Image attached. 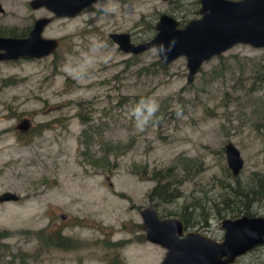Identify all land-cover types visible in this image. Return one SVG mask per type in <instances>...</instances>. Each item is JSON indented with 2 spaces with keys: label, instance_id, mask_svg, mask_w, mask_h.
Instances as JSON below:
<instances>
[{
  "label": "rangeland",
  "instance_id": "obj_1",
  "mask_svg": "<svg viewBox=\"0 0 264 264\" xmlns=\"http://www.w3.org/2000/svg\"><path fill=\"white\" fill-rule=\"evenodd\" d=\"M195 1L97 0L55 18L30 0H0V34H27L47 16L42 36L60 40L44 58L0 61V194L20 197L0 203V264H160L166 249L141 229L150 203L218 241L221 221L240 217L228 214L230 187H255L264 174V47L235 44L188 84L185 57L162 68L152 49L124 53L109 38L147 41L163 13L183 27L200 17ZM141 101L159 106L143 130L133 115ZM24 118L26 132L16 129ZM228 142L244 160L237 177ZM169 167L179 197L162 203L153 174ZM250 210L264 216V200ZM234 264H264V244Z\"/></svg>",
  "mask_w": 264,
  "mask_h": 264
},
{
  "label": "water",
  "instance_id": "obj_2",
  "mask_svg": "<svg viewBox=\"0 0 264 264\" xmlns=\"http://www.w3.org/2000/svg\"><path fill=\"white\" fill-rule=\"evenodd\" d=\"M96 0H30L32 9L46 8L53 17L72 18ZM168 2L170 0H162ZM200 17L179 27V21L163 13L154 25L155 33L147 41L134 43L129 33H110L109 38L120 51L138 55L170 41H175L167 59L159 60L167 66L178 57L186 58L187 83L194 80L202 64L225 52L235 44L264 47V0H199ZM4 8L0 3V13ZM52 17L35 20L27 37L0 36V61L39 59L52 54L59 45L57 38H45L42 31ZM30 123L24 118L17 128L28 131ZM227 167L237 177L244 166L240 150L228 142L224 146ZM19 195L5 191L0 203L16 202ZM141 229L151 243L166 249L160 264H234L236 259L264 244V216L242 215L221 221L223 237L215 240L201 232L186 229L176 217H161L154 203L140 210ZM64 218V215L61 216Z\"/></svg>",
  "mask_w": 264,
  "mask_h": 264
},
{
  "label": "trees",
  "instance_id": "obj_3",
  "mask_svg": "<svg viewBox=\"0 0 264 264\" xmlns=\"http://www.w3.org/2000/svg\"><path fill=\"white\" fill-rule=\"evenodd\" d=\"M199 0H196L194 3V13H197V6L199 5ZM162 65V64H161ZM164 65H162V68ZM264 119V118H263ZM82 123L86 124L87 119L81 116ZM84 139H82V143L87 147L90 143L89 138L87 140V135H83ZM107 157L105 156V161H107ZM98 161H95V163ZM98 164V163H96ZM98 165L101 166L99 163ZM103 164L102 166H104ZM173 167H169L166 170H157L154 172L153 177L157 181V184L153 187L151 190V195L158 199L159 202H172L174 199L179 197L178 189L173 188V185L177 183L174 179V170H172ZM257 178L254 177L252 181H258V185L253 187V183L247 184L246 186H241L240 184H237L236 186H231L229 191L232 192L234 196L230 195L228 196V199L231 204L236 205L234 208L231 209L230 212H228L229 215L232 217L241 216V215H247V216H255L254 213L250 210V204H252L255 200L262 201L264 200V174L256 173ZM171 177V180H168V177ZM238 182V179H236V183ZM239 183V182H238ZM253 199V202H252ZM221 215V214H220ZM222 217V216H221ZM188 219L186 217H183V223L185 227L188 226ZM61 237V236H60ZM117 245V247H120L122 244H114ZM115 261H111L110 264H116Z\"/></svg>",
  "mask_w": 264,
  "mask_h": 264
},
{
  "label": "clouds",
  "instance_id": "obj_4",
  "mask_svg": "<svg viewBox=\"0 0 264 264\" xmlns=\"http://www.w3.org/2000/svg\"><path fill=\"white\" fill-rule=\"evenodd\" d=\"M175 41H170L169 45L166 47L163 44L154 45L152 51L161 56L162 60L167 59V53L171 51L172 46H174ZM158 104L155 102L141 101L140 104L134 109L133 115L136 117L137 126L143 130V128L148 124L149 120L154 117L155 113L158 111Z\"/></svg>",
  "mask_w": 264,
  "mask_h": 264
},
{
  "label": "flooded vegetation",
  "instance_id": "obj_5",
  "mask_svg": "<svg viewBox=\"0 0 264 264\" xmlns=\"http://www.w3.org/2000/svg\"><path fill=\"white\" fill-rule=\"evenodd\" d=\"M96 1H97V0H96ZM96 1H95V2H96ZM95 2H94V3H95ZM92 4H93V3H92ZM92 4H91V5H92ZM1 5H2V4H1ZM29 6H30V5H29ZM89 6H90V5H89ZM89 6H88V7H89ZM2 7H3V6H2ZM86 8H87V7H86ZM86 8H84V9H86ZM84 9H83V10H84ZM83 10H82V11H83ZM198 10H199V9H198ZM82 11H81V12H82ZM81 12H80V13H81ZM2 13H3V12H2ZM41 17H47V16H41ZM41 17H39V18H41ZM55 18H56V17H55ZM36 19H38V18H36ZM36 19H35V20H36ZM52 20H53V19H52ZM52 20H51V22H52ZM34 22H35V21H34ZM34 22H33V25H34ZM33 25H32V27H31V29L27 32V34L23 33V34H20V35H16L15 33L10 32V33H7L6 35H4V33H1L0 36L21 37V38H24V37H27V36L29 35L30 31H31L32 28H33ZM46 26H47V25H46ZM46 26L44 27V29L46 28ZM44 29H43V30H44ZM42 32H43V31H42ZM59 43H60V40H59ZM21 121H22V120H21ZM21 121H20V122H21ZM20 122H19V123H20ZM19 123H18V124H19ZM18 124H17V125H18ZM17 125H16V129L19 130V129L17 128ZM19 131H22V130H19ZM22 132H24V131H22ZM2 203H4V202H2ZM262 245H263V244H262ZM262 245H260V246H262ZM260 246H258V247H260ZM258 247H256V248H258ZM256 248H255V249H256ZM249 252H250V251H249ZM247 253H248V252H247ZM245 254H246V253H245ZM238 258H239V257H238ZM234 263H235V262H234Z\"/></svg>",
  "mask_w": 264,
  "mask_h": 264
}]
</instances>
